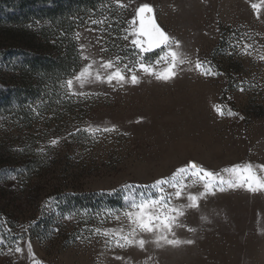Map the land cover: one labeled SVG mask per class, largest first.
I'll list each match as a JSON object with an SVG mask.
<instances>
[{
    "label": "rangeland",
    "instance_id": "374dc122",
    "mask_svg": "<svg viewBox=\"0 0 264 264\" xmlns=\"http://www.w3.org/2000/svg\"><path fill=\"white\" fill-rule=\"evenodd\" d=\"M112 1L115 9L88 11L86 23L74 32L81 63L60 92L80 102L51 124L42 116L31 127L22 121L16 126L17 111L10 109L0 121V143L9 139L15 151L35 145L52 164L34 174L29 186L22 178L1 183L0 209L11 218L14 238L0 246V264H264V188L250 191L240 186V172L226 171L250 164L264 178V0ZM143 4L152 6L155 23L192 61L178 65L170 80L140 68L162 72L168 66L161 59L164 46L143 52L133 44ZM106 14H120L117 42L105 29ZM156 52L157 57H148ZM93 60V73L106 77L120 68L126 81L101 82L93 74L81 87L75 77ZM104 61L114 68H100ZM197 61L211 73L196 68ZM133 73L138 83L130 82ZM193 161L214 175L178 176L179 198L172 184L162 186L171 206L185 213L172 231L131 234L125 213L135 211L129 207L132 199L158 197L155 182ZM206 184L211 185L207 190ZM69 193L116 198L59 214L57 206ZM189 194L198 196V208L187 207ZM47 214L58 217L41 226ZM38 224L40 229L33 228ZM160 234L193 242L157 244ZM139 239L147 241L144 249L135 243ZM18 246L23 252L15 251Z\"/></svg>",
    "mask_w": 264,
    "mask_h": 264
},
{
    "label": "trees",
    "instance_id": "16d2710c",
    "mask_svg": "<svg viewBox=\"0 0 264 264\" xmlns=\"http://www.w3.org/2000/svg\"><path fill=\"white\" fill-rule=\"evenodd\" d=\"M108 5L116 8L112 0H0V121L10 109L17 111L16 126L22 121L31 127L42 116L44 123L51 124L61 118L64 110L80 102L60 92L61 84L78 71L81 63L74 32L86 23L88 11ZM104 18L109 38L117 42L122 35L120 14H106ZM158 55L156 52L148 57ZM9 142L5 139L0 143V185L22 178L29 186L34 174L52 166L42 152L35 151V145H23L21 150L15 151V145ZM29 150L34 152L30 158L17 156ZM3 192L0 190V203ZM115 196L64 194L63 204H59L56 211L60 214L65 213L67 207L90 208L103 201L113 203ZM56 217L47 214L46 220L40 221L41 226ZM10 220L4 209H0V246L13 241Z\"/></svg>",
    "mask_w": 264,
    "mask_h": 264
},
{
    "label": "snow or ice",
    "instance_id": "6c2138e0",
    "mask_svg": "<svg viewBox=\"0 0 264 264\" xmlns=\"http://www.w3.org/2000/svg\"><path fill=\"white\" fill-rule=\"evenodd\" d=\"M120 6L123 7L124 5L121 4ZM252 7L255 9L258 7V5L253 4ZM153 13L154 10L152 6L149 4H143L137 9V17L140 20V26L137 33V39L133 41V44H135L137 47H140L141 51L143 52L150 51L154 48H161V46H164L162 51H164V49H167L166 51H164V54L161 56V59L166 60L168 65L167 68L164 69V71L156 72L153 68L147 65L144 64L140 65V68L143 69L144 72L155 75L157 79L167 81L175 77L176 68L178 67V65L185 63H192V61H190L187 58L186 54L179 51V42L174 40V38H170L155 23ZM140 37H146V39H140ZM170 41L171 44L176 45L175 49L171 47V44L169 43ZM145 44L147 45V47H144ZM84 59L87 60L89 58L84 57ZM159 62L160 61L158 60L157 63ZM95 63L96 61L93 60L91 64H88L75 77L76 81L79 83L81 87H83L85 83L89 82L93 74L95 76V80L101 82H104L105 80L107 83H112L113 80H116L117 82L126 81L124 72L120 68H115V70L112 71L110 74H108L106 77L102 76L99 70H96L95 73H93L91 69ZM99 67L105 70L113 69L114 64L112 61H104L100 63ZM195 67L201 69L203 73L206 75L211 73V69H205L199 61L195 63ZM130 82L133 84L138 83V78L134 73L130 77ZM66 83L69 89L73 87L72 80H68ZM215 107L217 112H219L221 115L224 114L220 106L217 105ZM228 114L235 115V113H232L231 111H229ZM111 130L114 129H107V128L104 129V131H111ZM52 143L56 144L57 141L53 140ZM226 171L240 172L241 173L240 179L242 181L240 186H244L246 184L250 191H256L257 189L264 188V178L258 176L256 172L253 170V166L250 164L245 165L243 168L236 166L233 167L232 169H226ZM186 173H190L192 176H196L199 179L211 178L214 175L212 172H208L204 170L200 165H198L196 162L193 161L190 162L188 166L177 169V171L173 173L172 177L161 178L157 180L153 185V187H156L158 189L160 193L159 196L153 199L142 198L139 201H136L133 198L129 207L131 209H135V211H128L125 213V216L130 220L131 224L133 225L131 234L134 235L137 229L145 233H155L158 229L161 231V233H163L164 231H168V232L172 231L173 226L176 225L178 221V218L180 216H183L185 213L181 208L171 206L170 197L164 194V188L162 186L166 184H172V186L177 189L174 195L176 198H179L182 194L183 186L177 181L176 178ZM210 186H211L210 184H206L205 186L206 190ZM232 186H236V184H233ZM201 195H203V193H201ZM187 199L191 201V203L188 204L187 207H191V208L199 207L198 196L189 194ZM189 230L192 231L194 229H189ZM173 235H175V233H173ZM121 239H123L128 245L133 244V241L129 239L127 236H122ZM160 240H165L167 243L172 245L193 242L191 240L188 241H180L177 239L168 240L167 237L164 236L163 234H160L157 237L156 243L159 244ZM135 243L139 246V248L144 249L147 241L145 239H139ZM118 246L124 247L125 245L120 244L118 242ZM28 249H29V253L34 255V253H32L30 243L28 245ZM15 251L23 252V249L18 246L15 249ZM36 264H40V262L36 261Z\"/></svg>",
    "mask_w": 264,
    "mask_h": 264
}]
</instances>
